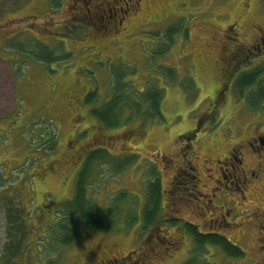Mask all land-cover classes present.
Listing matches in <instances>:
<instances>
[{"label": "rangeland", "instance_id": "rangeland-1", "mask_svg": "<svg viewBox=\"0 0 264 264\" xmlns=\"http://www.w3.org/2000/svg\"><path fill=\"white\" fill-rule=\"evenodd\" d=\"M127 1H119L128 14L114 35L117 21L81 12L100 0H0V264H98L116 251L131 257L127 264H252L249 257H224L213 245L199 255L190 234L172 221L220 231L235 242L244 237L237 243L254 258L264 174L240 190L229 184L220 200L217 161L264 133V104L252 108L245 93L224 89L235 45L225 29L236 20L244 35L238 42H252L249 25L260 24L263 0ZM179 24L181 33L178 28L168 41L166 30ZM261 61L264 54L252 63ZM117 69L127 72V89L138 100L146 89H159L160 118L145 120L125 106L118 126L102 127L91 112L114 93ZM90 92L93 103L86 101ZM100 148L113 154L91 166L87 195L105 205L126 191L120 206L124 217L137 214L136 222L129 229L121 218L110 230H87L70 245H55L49 232L62 216L59 204L73 198L87 156ZM253 153L247 149V172L258 160ZM126 156L133 159L119 171ZM153 177L161 180L164 207L159 223L145 229V185ZM224 202L225 210H215ZM14 212L28 224L12 231L25 250L9 262ZM140 247L146 258L138 261Z\"/></svg>", "mask_w": 264, "mask_h": 264}, {"label": "trees", "instance_id": "trees-1", "mask_svg": "<svg viewBox=\"0 0 264 264\" xmlns=\"http://www.w3.org/2000/svg\"><path fill=\"white\" fill-rule=\"evenodd\" d=\"M173 26L174 25L170 26L171 28L169 27L166 30L169 38L168 41L170 42L173 41V38L176 36L174 34L178 31V28V33H181L180 24L179 27L174 26L175 30H172ZM119 70L120 69H117L111 73L113 84L116 86L114 93L102 107L94 109L91 112L97 121L102 124V127L105 126L113 128L118 126L119 120L121 119V110L125 106L133 107V111L137 113L136 116L143 115L144 119L148 118V116L160 118L162 116L160 104L161 92L156 91L159 89H146L144 94L141 95L142 98L140 97L142 101L140 99L138 100L130 95L129 90L127 89V72L124 71L126 74L123 76L124 74L120 73ZM260 73L261 72L259 71L246 72L243 73L236 81V91L242 96L245 93L249 106L255 109L264 104V78L259 79ZM96 98L97 97L90 92L86 97V101L88 100L87 103H93ZM143 107L146 108L143 109ZM101 149L102 148L97 149L92 154L87 156L86 165L85 168L80 171L73 198L67 199L59 204L62 205V216L52 220V224L50 226L51 230L49 232V235L55 245H70L87 230H110L114 228V225L117 226V223L119 224L121 218H125L127 220V227L129 229L132 228L131 225L136 222L137 214L133 215L132 211H128L127 217H124L123 207L120 206L122 200L127 197L126 191L121 192L118 198L112 199L110 203L105 205H98L87 195L91 166L97 160L100 161L107 157L108 154H113L107 149ZM136 156L138 155H135L134 157ZM127 158L128 156L120 157V159H123V162L119 163V171L124 168L126 163L129 164V162L133 159L128 160ZM154 165H156V163H154ZM114 168L115 166L113 167L112 165L113 170ZM152 169L153 170L150 169V171L154 173L156 170L155 167ZM119 171L115 172L118 173ZM149 176L150 175H148V177ZM154 177L153 179H150L147 185H145L146 203L143 210L144 218L142 222V226H144L145 229L151 228L159 223L162 208L164 207V191L161 186L162 183L160 178L158 179V177ZM10 223L11 226L14 227L10 228L12 241L7 249L6 257L8 260L6 261H9L12 257H14V262L17 255L24 253L25 249L21 243H16V240L13 239V234L27 230L26 227L28 220L24 214L14 212L11 214ZM172 223L181 224L184 230L190 234L193 238L196 250L198 248L201 250L199 255H202L204 248L207 249L208 246L213 245L221 250L224 257L236 259L244 257L243 249L233 241L229 240L225 233H219V231L214 230L203 233L200 232V228L196 224L190 222L182 223V221H172ZM48 244H50V242Z\"/></svg>", "mask_w": 264, "mask_h": 264}, {"label": "flooded vegetation", "instance_id": "flooded-vegetation-1", "mask_svg": "<svg viewBox=\"0 0 264 264\" xmlns=\"http://www.w3.org/2000/svg\"><path fill=\"white\" fill-rule=\"evenodd\" d=\"M119 1H123V0H100V3L96 5H92L91 8L81 10V12L84 13L86 11V14L91 16V19H95L97 21H99V19L101 18L103 19L107 18L108 21L110 20L117 21L118 26L117 28L115 27L116 32L113 33L114 35H116L117 29H120L123 27V22L126 19V16L128 14V11L124 9L123 6H118L121 3V2L119 3ZM124 4L127 6L129 4V1L126 0V3ZM111 6H113L112 9H111ZM116 17H118L119 19L117 18L116 20ZM260 17H261L259 19L260 24H250L249 25L251 29L255 30L254 35L251 36L253 39L252 42H247V41L238 42V35H240L241 37H244V35L240 33L238 34L239 30L237 29L236 20H234L232 23H229L228 28L226 27L225 29V32L227 33V31L229 30L230 34L228 35L225 34L224 38H228L230 42H233L235 44L233 47V55L229 59V62L231 65L230 70H233V71H229V74H228L229 76H227V81H226L225 88H224V89L230 88L231 93L232 91L236 90V81L243 73L250 72L251 70L260 71L261 67L264 68V65L262 64L263 61L257 62L254 65L252 63V62H256V60H259V58L264 54V28L262 27L264 23V0L262 1L260 5ZM113 43L115 42L113 41ZM227 46L228 45H226L225 47ZM234 57H239V58H234ZM238 59H239V63H241L240 68L237 65ZM251 64L253 66L249 68V65ZM243 67H247V68L244 71H241ZM237 75L238 77L236 78ZM228 94L229 93L227 92L223 93V96H228ZM217 97L218 98L220 97L219 94L217 95ZM241 99L244 100L243 98ZM191 138L193 137H189L188 140H190ZM248 141L249 140H247L245 144H243L244 141L242 140V142H240L237 146L233 147L231 151L229 152L228 156L226 157L227 161H224L223 159L217 161V163L219 164V172L221 173V178L220 180H218L219 184L217 185V190H220V194H221V196L219 197L220 200L225 195V193L228 192L227 190L229 189L228 187L229 184L235 185L237 189L239 188L240 190L242 189L240 186L245 185L244 187H246V183L250 182L251 179L259 178L261 173L264 174V133H262L261 135L254 136L252 140H250L249 142ZM247 142L250 145L249 148L247 147V144H248ZM247 149H251L253 152H256L257 155L255 153L253 154L258 158L257 161H253V163L251 164V167L253 168H251V170L249 169L250 172H247L243 168ZM135 154L139 155L138 153H135ZM221 165H227V166H221ZM230 169L232 170V172L229 173L230 177H228V174L226 172L227 171L229 172ZM242 193H243V190H242ZM214 194H216L217 196V192H215ZM242 197H243V200L246 198L245 196H242ZM226 206H227V203L224 202L222 206H215L214 208L215 210L217 209L225 210ZM220 214L222 215L223 213L221 212ZM226 214L227 216L229 215L228 212ZM252 215H254V213H252ZM254 216H257V215H254ZM260 217L262 218L261 224L259 226L258 232L256 233V237L253 240L255 243V246H252V248H250V253H253L254 258H250L248 253L246 254L245 247L243 248L241 245L237 243V242L241 243L240 241H242L244 237L241 238V240H236L237 242H235L229 236H227L229 240L233 241L235 244L239 245L243 249L244 258L249 257V260H250L249 262H251L252 264H264V216L262 217L261 215ZM223 220H226V218H223ZM226 224H230V222H226ZM211 231L213 230H204V231L201 230L200 232L204 233V232H211ZM135 252L137 253L136 255L139 256L138 261L145 260L146 248L140 247ZM121 255H122L121 251H116L113 257L106 259V260H102V263L107 264V261H110L112 263L115 262L116 264L117 263L119 264V261H120V264H127L126 261L130 260L131 257H127V256L121 257ZM102 263L98 262V264H102Z\"/></svg>", "mask_w": 264, "mask_h": 264}]
</instances>
